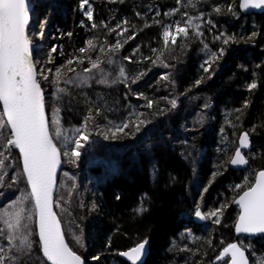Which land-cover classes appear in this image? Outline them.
Segmentation results:
<instances>
[{
	"label": "trees",
	"instance_id": "trees-1",
	"mask_svg": "<svg viewBox=\"0 0 264 264\" xmlns=\"http://www.w3.org/2000/svg\"><path fill=\"white\" fill-rule=\"evenodd\" d=\"M32 2L29 38L42 48L35 49L36 67L48 77L39 75L48 119L59 110V178H81L74 189L81 198L64 201L70 220L55 211L69 248L86 264H131L121 253L147 241L150 253L142 264H214L225 247L239 242L251 264H264V236L237 238L240 211L233 205L264 170V15L243 14L240 0H89V20L81 0ZM190 17L185 37L175 26ZM89 39L96 50L79 53ZM117 40L123 47L112 53ZM88 56L99 57L103 71L84 72L91 67ZM68 58L74 63L62 67ZM252 83L257 87L250 90ZM0 118L6 122L1 103ZM3 133L0 175L15 159L19 187L31 194L19 149L6 143L10 128ZM244 133L253 143L246 153L249 168L235 172L229 163ZM77 139L83 145L79 158L71 154ZM30 203L37 251L17 262L48 264ZM197 207L207 214L220 209V223L210 216L206 224H195ZM3 247L0 236V258Z\"/></svg>",
	"mask_w": 264,
	"mask_h": 264
},
{
	"label": "snow or ice",
	"instance_id": "snow-or-ice-1",
	"mask_svg": "<svg viewBox=\"0 0 264 264\" xmlns=\"http://www.w3.org/2000/svg\"><path fill=\"white\" fill-rule=\"evenodd\" d=\"M85 6H88L85 15L89 20H92L93 15L89 0H81L80 7L85 8ZM250 6L261 8L264 6V0H243L240 4L241 8H249ZM216 11H219V9L217 8ZM28 21L29 14L26 0H0V102L3 103V114L7 118L6 122L0 118V128L10 127L11 138H8L6 143L9 146L18 148L22 155L23 171L27 175L28 183L31 185V195L35 200V208L39 216V239L44 257L51 264H84L80 256L76 255L65 243L59 221L52 211L51 194L55 184V170L59 164L60 153L56 145L52 142L48 132V124L44 114L43 93L36 78L37 75L43 76V72H37L31 59V41L26 35ZM192 26V18L190 17L185 22V26L182 27L177 23L175 28L177 33H182L187 37L188 28ZM92 27L95 28L96 25L93 24ZM195 27L197 28V35H202L198 31L199 25ZM169 29L170 26H165L162 33L165 46H167L169 41ZM111 31H115V29ZM124 31H127V29H124ZM118 35H122V33H118ZM132 38L131 36L128 37V39ZM219 38L217 37V39ZM171 39L174 44L176 42V36H172ZM224 43L227 44L228 40L225 39ZM122 47L123 45L117 40L115 44L110 46L109 50L115 53ZM89 50H96V45L91 39L87 40L86 47L79 48L78 52L87 53ZM51 51L56 52L57 47L53 46ZM220 51L222 53L223 49ZM100 52H104L103 47L100 48ZM75 59L80 64L84 63L83 57H76ZM87 59L91 67L83 69L84 72L91 73L93 69L103 71L100 69L101 61L99 57L93 60L91 56H88ZM73 63V58H68L66 65L62 67L72 65ZM108 63H112V61L109 60ZM48 71L52 70L49 69ZM69 71H74V69L69 68ZM204 71H209V68H204ZM56 74L58 77L60 74L59 68L56 69ZM120 74H124L123 69L120 70ZM43 78L48 79L47 76H43ZM71 82V80L66 81V83ZM199 82L197 81V83ZM248 87L251 90L256 88L257 85L256 83H252ZM57 90L59 92L65 91L62 88H58ZM172 104L175 107V101ZM151 105L152 102L149 101L148 106L151 107ZM57 111L59 110L57 109ZM54 123L58 124L59 121H54ZM126 127L128 125L124 124L117 127L116 130L122 131ZM77 132H80L82 139L87 142L88 137L83 135L81 129H77ZM56 134L58 136L61 135L59 130H57ZM240 145L242 147L249 146L248 133L242 134L240 137ZM81 147L83 145L80 143V139H77L75 141V148L72 149L71 154L79 158L80 152L77 149ZM68 154L67 152L65 153V155ZM2 155L3 153H0V156ZM230 163L232 165H244L248 161L241 153L240 148H237ZM2 165L3 160H0V166ZM205 191H207V188H205ZM235 202L241 209L235 225L236 232L264 233V170L258 173L255 183L250 184L247 190L243 192V195L239 197V200ZM218 214L222 215L220 209L208 215L217 216L214 222L218 224L220 223ZM195 215L204 218L199 207H197ZM5 223L9 230H15L21 227L20 214L17 213L14 220L6 221ZM21 243H26L28 248L31 249V242L27 241L26 238ZM146 243L147 241H143L128 252L121 253V255L135 262L140 259ZM229 254L231 264H249L241 246L235 243L229 244L223 249L222 256H228ZM220 258L218 257V259ZM0 264H4L3 258H0Z\"/></svg>",
	"mask_w": 264,
	"mask_h": 264
},
{
	"label": "rangeland",
	"instance_id": "rangeland-1",
	"mask_svg": "<svg viewBox=\"0 0 264 264\" xmlns=\"http://www.w3.org/2000/svg\"><path fill=\"white\" fill-rule=\"evenodd\" d=\"M38 42L39 44L42 42L46 43V41L43 38H39ZM34 47L39 51L42 50L41 46L39 45L36 46L34 45ZM49 120H50L49 121L50 132H53V136H52L53 141L55 140L56 143L59 144L60 135L58 136L56 134L57 130L61 131L58 112L52 110V114ZM57 120L59 121V123L58 124L54 123V121ZM3 138H5V134L3 133V128H0V140H2ZM17 166L18 165L16 163V160L14 159V166H10L6 164L4 175L3 174L0 175V236L2 237L6 246L3 247L4 257L2 255L1 258H3V260L6 261V264H12L13 261H15L16 263L18 257L23 253H27L28 256H33V255L35 256V252L37 251V244L35 241V230H34V223H35L34 215L33 214L29 215V206L31 205L30 202L33 201V197L31 194H27L25 187L23 188L19 187L18 181L21 179L20 177L21 175L19 171L16 170ZM11 176H14V180L17 181L16 184H13L10 181ZM74 179L75 180L72 179L64 180L62 178H59L60 182L58 181L56 198H55V211H57L58 213H62L63 211L64 213H62V215L69 220L70 218L65 213L66 204L64 201H66L67 199L70 200L73 199V201L76 199L75 201H77L78 197H80V195L75 193L74 189L76 184H79L81 182V178L80 176H77ZM6 186H9V190L12 194V195L11 194L8 195L9 197H7L8 192H7V188H5ZM17 213H19L21 217V227L15 230H9L5 222L14 220L15 215ZM205 215L209 219L210 216H208L206 212ZM67 219H65V221H69ZM25 238L27 239V241L31 242V249L28 248V245L26 243L24 244L21 243V241L24 240ZM2 254H3V250H2Z\"/></svg>",
	"mask_w": 264,
	"mask_h": 264
},
{
	"label": "water",
	"instance_id": "water-1",
	"mask_svg": "<svg viewBox=\"0 0 264 264\" xmlns=\"http://www.w3.org/2000/svg\"><path fill=\"white\" fill-rule=\"evenodd\" d=\"M242 2H243V0H240V4H241ZM26 4H27V9H28V14H29V21H28V24H27V26H26V35H27L28 38H29V30H30V27H31V13H32V10H33V2H32V0H26ZM240 10H241V12H242L243 14H245V15H247V14H249V13H257V14H259V15H264V6H262L261 8H254V7H251V6H250L249 8H241V7H240ZM29 40H30V38H29ZM30 41H31V40H30ZM30 51H31V59H32V61H33V63H34V67H35L36 70H37V67H36L35 47H34V45H33L32 42L30 43ZM37 72H38V71H37ZM36 78H37V81H38V83H39V75H37ZM39 84H40V83H39ZM40 87H41V86H40ZM41 90H42V88H41ZM42 93H43V91H42ZM43 99H44V114H45V119H46L47 124H48V132H49V136H50V138L52 139V142L55 144V142L53 141V138H52V136H51V132H50L49 119H48V115H47V111H46V101H45L44 95H43ZM0 103H1L2 108H3V103H2V102H0ZM5 119H7L6 116H5ZM9 128H10V127H9ZM241 136H242V135H241ZM241 136H240V137H241ZM248 138H249V146H248V147H242V146L240 145V139H239V143H238V148H240L241 153L244 155L245 159H247L248 163H247V164H244V165H232L231 163H229V168H230V170L236 172V171H244V170H246V169L249 168V160H248V158L246 157V153L252 150V148H253V143H252L251 137H250L249 135H248ZM55 145H56V144H55ZM56 147H57V146H56ZM57 150H58V148H57ZM58 151H59V150H58ZM235 152H236V151H235ZM235 152H234L232 158L234 157ZM19 153H20V151H19ZM59 153H60V152H59ZM20 156H21L22 166H23V159H22V155H21V153H20ZM62 167H63V160H62V155L60 154V156H59V164L57 165L56 170H55V184H54V186H53L52 194H51V199H52V211H53L54 213H55V198H56L57 186H58V181H59L60 172H61V170H62ZM23 172H24V171H23ZM259 172H260V171H259ZM259 172H258V173H259ZM258 173H257V175H258ZM24 175H25L26 181H27V183H28L27 175H26L25 173H24ZM257 175H256V176H257ZM255 180H256V178H255ZM254 183H255V182H254ZM28 186H29V189H30V191H31V185H30L29 183H28ZM241 195H243V193H242ZM241 195H240V196H241ZM240 196H239V197H240ZM239 197H238L235 201L239 200ZM33 201H34V205H35V200H34V198H33ZM233 205H234V207H238L239 210H240V212H241L240 206H239L236 202H234ZM35 209H36V208H35ZM199 210L201 211V213H202V215L204 216V218L197 217V216L194 214V216H193V221H194V223L197 224V225H204V224H206V223L208 222V219H207V217H206V215H205V212H204L202 209H199ZM36 212H37V210H36ZM55 215H56L57 220L59 221V226H60L61 233H62V235H63V237H64V241H65V243L67 244L66 239H65V234H64V229H63L62 223L60 222V220H59V218H58V216H57L56 213H55ZM238 218H239V217H238ZM237 221H238V220H237ZM38 222H39V216H38V213H37V233H38V238H39V226H38ZM235 233H236V237H237V238H241V237H245V238H258V237H260V236H264V233H237L236 230H235ZM39 241H40V239H39ZM235 244H237L238 246H241L239 242H235ZM40 245H41V242H40ZM67 245H68V244H67ZM68 247H69V246H68ZM133 248H134V247H133ZM241 248H242V246H241ZM131 249H132V248H131ZM129 250H130V249H129ZM129 250H128V251H129ZM242 250L245 252V257L248 259L249 264H251V261H250V259H249V257H248L247 252H246L243 248H242ZM128 251H126V252H128ZM41 253H42V255H43L42 245H41ZM149 253H150V251H149V245H148V243H146V244H145V248H144V250H143V252H142L141 257H140L139 260L133 262V261L129 260L128 257L123 256V255H121V256H122L125 260H127L128 262H130L131 264H142V263L147 259V257L149 256ZM222 253H223V252H222ZM222 253H221V255H220L221 258H220V259H217V260L214 262V264H219L224 258H226V257H228V256L230 257V254H229L228 256H222ZM43 257H44V255H43ZM44 259L47 261L48 264H51V262L48 261L46 257H44ZM81 260L84 262V264H86V262H85L82 258H81ZM228 264H231V261H229Z\"/></svg>",
	"mask_w": 264,
	"mask_h": 264
}]
</instances>
